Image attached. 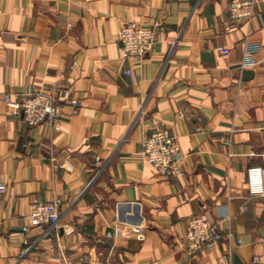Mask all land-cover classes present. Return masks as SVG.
I'll list each match as a JSON object with an SVG mask.
<instances>
[{
    "label": "crops",
    "instance_id": "obj_1",
    "mask_svg": "<svg viewBox=\"0 0 264 264\" xmlns=\"http://www.w3.org/2000/svg\"><path fill=\"white\" fill-rule=\"evenodd\" d=\"M256 1L226 32L229 0H0V264H264V196L247 189L248 168L264 165ZM130 21L157 30L142 60L121 54ZM246 51L255 65L242 66ZM30 87L52 91L59 119L29 126L7 105ZM162 126L177 136L183 176L138 155ZM53 200L61 220L32 224L33 203ZM121 205L138 221L121 219ZM195 215L224 234L216 249L188 253Z\"/></svg>",
    "mask_w": 264,
    "mask_h": 264
},
{
    "label": "built area",
    "instance_id": "obj_2",
    "mask_svg": "<svg viewBox=\"0 0 264 264\" xmlns=\"http://www.w3.org/2000/svg\"><path fill=\"white\" fill-rule=\"evenodd\" d=\"M256 6V0H229V20L224 27L225 31L230 32L237 29L242 20L249 21L255 13ZM118 36L122 57L142 60L154 47L157 30L154 27H146L130 21L120 28ZM219 50L222 54L229 52V49L224 47ZM251 65H255L253 55L246 51L242 66ZM64 99L72 104L74 111L77 110L80 103L78 99L71 98L69 92L65 93ZM4 100L13 111L22 115L29 126L53 122L61 116L60 102L52 91L30 87L17 97L8 93L4 96ZM138 155L165 176H183L186 173L183 168L184 155L181 152L177 136L169 127H157L147 134ZM247 177L248 193L251 196H264V165L249 167ZM6 189L7 183L0 181V193L5 192ZM28 218L34 225H56L61 220L59 202L57 200L35 201ZM27 229L24 228V230ZM132 232L136 233L139 239L145 237L141 225H134ZM223 237L224 234L217 224L207 218L195 215L188 219L185 233V246L188 253H195L202 248L216 249Z\"/></svg>",
    "mask_w": 264,
    "mask_h": 264
},
{
    "label": "water",
    "instance_id": "obj_3",
    "mask_svg": "<svg viewBox=\"0 0 264 264\" xmlns=\"http://www.w3.org/2000/svg\"><path fill=\"white\" fill-rule=\"evenodd\" d=\"M127 210V212L128 211H133V213H135V214H138V209L137 208H134L133 210L130 208V206H120L119 207V215H120V217H121V219H123V220H130V219H136V218H132V217H130V219L129 218H126V217H124V212ZM134 220H132L133 222H137L136 220L134 221Z\"/></svg>",
    "mask_w": 264,
    "mask_h": 264
}]
</instances>
